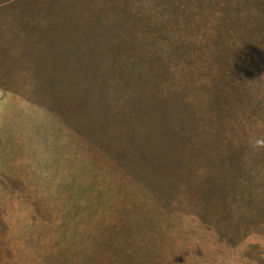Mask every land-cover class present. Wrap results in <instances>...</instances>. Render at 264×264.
Masks as SVG:
<instances>
[{
	"label": "rangeland",
	"instance_id": "obj_1",
	"mask_svg": "<svg viewBox=\"0 0 264 264\" xmlns=\"http://www.w3.org/2000/svg\"><path fill=\"white\" fill-rule=\"evenodd\" d=\"M0 264H264V0H0Z\"/></svg>",
	"mask_w": 264,
	"mask_h": 264
}]
</instances>
